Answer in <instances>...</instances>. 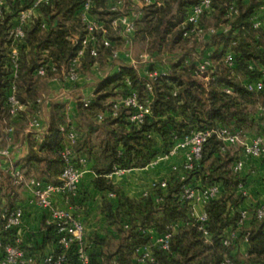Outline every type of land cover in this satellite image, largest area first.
Returning a JSON list of instances; mask_svg holds the SVG:
<instances>
[{"label": "trees", "instance_id": "1", "mask_svg": "<svg viewBox=\"0 0 264 264\" xmlns=\"http://www.w3.org/2000/svg\"><path fill=\"white\" fill-rule=\"evenodd\" d=\"M33 1L4 0L0 16V142L3 144L2 135L8 128L12 127L18 134L26 125L30 126V118L40 111L50 78L62 75L63 71L67 75L72 68L81 75L105 54L113 55L116 51L112 42L105 46L102 38L96 44L97 56L91 54V46H88L84 59L74 65L72 61L86 34L81 15L83 0H51L39 6L25 26V36L17 43L20 60L15 77L8 57L12 43L9 31L18 12L30 7ZM263 1L212 0L211 10L202 16L201 23L204 26L203 21L211 19L213 26L210 27H215L216 31L201 37L206 39L199 48L200 38L184 35L191 27L184 21L199 0H152L151 3L124 0V7L116 9L110 8L108 0H94L90 12L104 21L96 31L99 36L105 32L115 40L118 29L111 21L119 15L135 12L132 40L145 43L152 57L147 71L156 70L155 55L166 52L170 58L165 69L156 71V76L144 74L138 65H121L118 72L98 83L88 105L79 101L76 121H68L65 102H55L45 130L38 132L42 142L37 140L35 131L27 133L29 150L23 159V169L32 172L35 175L32 178L39 181L60 184L64 164L60 152L66 139L62 127L75 125L78 131L73 145L74 163L81 168L83 160L91 161L95 173L93 184L106 193L101 202L106 227L103 233L86 235L91 264H222L226 259L232 264H264V218L254 215L249 225L240 224L247 199L243 189L248 175L233 168L239 147L231 146L222 151V140L216 134L202 144L201 156L192 168L174 170L166 178L165 187L159 182L140 198L123 195L109 177L116 169L146 167L196 130L221 126L261 129L262 118L252 113V107L264 101V89L250 91L245 83L264 76V23L255 25V17L264 19V13H260ZM231 2L236 3L238 11L228 16L227 4ZM230 50L235 53L233 66L224 62ZM205 57L212 61L209 79L196 72L198 63ZM41 67L45 69L43 75L38 73ZM12 83H16L17 97L25 106L17 116L11 113L8 103ZM227 87L231 88V93L226 91ZM132 89L142 102L148 101L151 108V113L141 123L129 120L131 109L128 107L120 108L115 116L107 113L99 119V114L110 110L118 97ZM17 118H20L18 122ZM186 185L200 189L220 187L219 196L205 203V221L193 215V202L182 197ZM21 188L23 186L14 182L10 172L0 169V196L8 198L7 203L0 206V240L9 243L15 242L17 229L3 228L4 213L16 206L15 199ZM109 193L115 196L110 197ZM78 200L75 196L72 204L77 205ZM81 206L78 205V211ZM203 227L209 233V240L205 238ZM150 229L160 234L171 233L168 249L152 244ZM230 230H237L239 238L225 245L223 239ZM246 235L247 241L244 240ZM41 236V247L54 242L53 228L44 225ZM242 242L248 245V253L243 257L234 254ZM23 247L30 253L35 250L25 244ZM144 247H150L151 257L139 260ZM54 250L55 253L62 251L58 246ZM37 254L42 255V252ZM64 264H77L73 247L66 251Z\"/></svg>", "mask_w": 264, "mask_h": 264}, {"label": "built area", "instance_id": "2", "mask_svg": "<svg viewBox=\"0 0 264 264\" xmlns=\"http://www.w3.org/2000/svg\"><path fill=\"white\" fill-rule=\"evenodd\" d=\"M51 0H34L32 5L18 12L15 17V22L12 25L9 36L12 38V43L9 46V61L13 70V75L16 77L19 67V49L17 43L25 36V26L34 17L37 9L40 5L49 3ZM147 3H151L152 0H145ZM212 0H199L198 3L193 5L190 12L184 21L186 24H190L191 27L186 29L184 35L186 37L201 38L207 33L211 34L216 31L215 27H209L206 29L202 23V16L211 10ZM4 0H0V16L3 13ZM94 6V0H83L81 5V15L85 22L86 34L82 39V47L78 51L77 56H81L85 53L88 46H91L90 52L93 56L98 55V49L95 44V32L99 30L102 25L97 22L88 19L89 13ZM116 9V7H114ZM238 11L235 2L227 4V15L231 16ZM260 13H264V1L260 5ZM137 17L136 15H134ZM128 18V16H120L117 19L112 20V25L116 27L119 24L124 25V36L126 42H130L132 33L135 30L136 18ZM263 24L262 19L258 16L255 17V25L259 26ZM105 46L111 45L109 39H104ZM115 52L113 56H116ZM77 59H74L72 63L75 65ZM224 62L228 66H233L235 63V53L230 50L224 57ZM212 61L210 58L205 57L197 66L196 72L200 75H204L205 79H209L211 74ZM39 74H44L45 69L41 67L38 70ZM157 72L150 73V76H156ZM70 81H77L79 74L75 68H72L66 75ZM126 83L130 85L129 79H126ZM248 90H263L264 89V76L255 80L246 81L245 83ZM150 88V85L148 84ZM16 83H12L10 92L8 94V103L11 107V113L17 116L21 110L25 109L24 104L20 102L16 94ZM228 93H231V88H226ZM38 102H41L38 99ZM85 105L89 104V99L83 100ZM122 107H128L131 109L129 120L134 123H141L146 115L151 113L150 105L147 102H142L136 90H130L127 95L118 97L110 110H106L104 113L99 114V119L107 113L117 115V112ZM258 115L262 118V127L256 132L252 133L242 128H233L227 126L213 127L205 130H196L186 135L179 140L167 154L175 155L180 149L188 148L186 154V161L182 168L184 170L190 169L193 166L194 161L200 158L202 144L213 134H216L222 140L221 150L225 151L231 146L239 147L238 158L233 164V168L237 172L244 171L248 162L254 159H264V101L258 106ZM68 121H71L67 117ZM30 129L42 132L45 130V125L40 119V111H38L29 121ZM65 131L66 139L63 144L60 155L63 159V169L60 175L62 182L60 184L46 183L39 181L35 178H27L22 170L13 168L10 173L14 176V182L21 184L23 187H28L31 190L30 201L32 204L39 207L44 214V225L46 227H52L54 231V242H52L54 248L56 246L61 248V252L55 253V250L50 253L38 255L37 253H30L24 249V241L22 236L17 235L14 243H9L4 240H0V264H64L66 262V251L71 247L74 249V254L77 258V264H91V255L89 253V244L87 242V232L85 224L77 211V207L72 204V199L77 196L80 182H81V168L76 167L74 163L73 145L78 138V131L75 125H70L69 128L62 127ZM13 128H8V132L11 134ZM8 149L1 148L0 155H7ZM85 161L83 160L82 163ZM121 169H116L109 176ZM161 186H166V181H161ZM220 187L218 185L203 187L200 189L201 196L206 203L208 200L216 198L220 194ZM110 197H114L113 193L108 194ZM182 197L191 200L192 202L198 198L196 188L191 185L184 186ZM26 209L22 205H16L13 209L5 211L3 228L6 230L18 229L23 222ZM259 219L264 218V203L258 204L256 207L245 208L241 212L240 224H244L251 220L253 216ZM198 219L205 221L207 219L206 213L201 214ZM206 240H209V233L205 227L202 228ZM171 233L166 232L162 234L156 242L162 249L169 248V240ZM239 238V232L237 230H230L223 239L225 245H230L234 240ZM248 236H245L247 241ZM146 257H151L150 247H144L142 256L139 260H143ZM222 264H232L230 259H226Z\"/></svg>", "mask_w": 264, "mask_h": 264}, {"label": "crops", "instance_id": "3", "mask_svg": "<svg viewBox=\"0 0 264 264\" xmlns=\"http://www.w3.org/2000/svg\"><path fill=\"white\" fill-rule=\"evenodd\" d=\"M154 1V0H153ZM107 4L111 9L123 8L124 0H108ZM137 14L135 12L132 15H119L128 16V18H134ZM136 18V17H135ZM88 19L97 22L99 25H104V21L95 13H89ZM113 19V20H114ZM264 23V19H263ZM112 24V21H111ZM118 29L117 38L110 39L105 32L100 33L95 32V44L103 39H109L113 46H116V56L104 55L103 59H98L89 70L82 72L79 75L77 81H70L67 79L66 75H55L48 81V86L43 93V100L40 107V119L42 123L47 125L50 119V113L53 103L63 101L67 105V117L71 121H76L79 116V101L84 99H89L95 93V89L105 77L108 75H114L120 70L121 65L128 63L132 65H137V61L130 57L129 54L125 53L123 46H131L134 42L131 35L130 42H126L124 36V25L119 24L116 26ZM84 55L76 56V64L78 65ZM144 74L148 73L146 70ZM20 118L15 121L18 122ZM18 129V127H17ZM29 131H35L30 129V126L25 129L19 130L16 134L14 131L10 134L7 131L3 133L5 143L0 142V149H8L7 155H0V169L4 170L6 173L10 172L13 168H18L24 170L27 178H32L35 176L32 172H26L23 169V159L29 150V141L27 139V133ZM38 133V131H35ZM40 133V132H39ZM36 134L37 140L42 142L41 134ZM1 139V137H0ZM188 148L180 149L175 155H159L157 158L152 160L146 167L143 168H133V169H121L111 176H109L112 182L119 188L123 195L130 196L132 198H140L144 196L154 185L166 180V178L177 169H180L185 161ZM81 182L79 186V192L77 197L79 198L78 205H82L79 212L85 227L87 234L92 232L103 233V229L106 227L105 215L101 212V202L106 196V193L101 192L95 188L93 184V179L95 173L92 170V162L85 161L81 167ZM244 175H248L247 184L244 186L243 192L247 194V199L245 201L244 207L248 208L250 204H260L264 203V161L262 159H254L248 162L244 171ZM198 186V185H197ZM198 193V198L193 201L195 217H199L205 212V202L201 196L200 188H196ZM31 190L28 187H23L19 190V194L15 199V205H22L25 207L26 212L23 218L22 225L17 229V235L22 236L24 244L29 248H34L33 252L40 251L42 254L50 253L54 251V246L51 242L45 243L41 247L43 238L41 236L42 227L44 226V214L43 211L32 204L30 201ZM8 198L6 196H0V206L7 203ZM250 222L247 221L246 225ZM152 238V244H156L159 237L162 235L158 233L155 229L149 230ZM248 253V245L245 242L240 243V245L234 250V254H239V256H246Z\"/></svg>", "mask_w": 264, "mask_h": 264}, {"label": "rangeland", "instance_id": "4", "mask_svg": "<svg viewBox=\"0 0 264 264\" xmlns=\"http://www.w3.org/2000/svg\"><path fill=\"white\" fill-rule=\"evenodd\" d=\"M204 26L210 27L213 26V22L211 21V19L206 18L203 21ZM206 39V38H205ZM204 39V40H205ZM203 40V38H200V41L198 42V47L200 48L203 44H205V41ZM123 50L125 51V53L129 54L131 58L135 59L137 62V65L140 69V71L145 72L149 66V62L151 61L152 57L150 56V54L147 52V48L145 43H142L140 41H134L131 46H123ZM200 50V49H199ZM170 58V55L168 53H164L163 55H155L154 60L156 61V70L154 69V71H160L165 69V66L168 62V59ZM150 72H148V74H150ZM239 79V78H238ZM241 79V78H240ZM259 101L257 103H255L252 107V113H257L258 112V106H259ZM254 128L252 130H247L249 132L252 133H256L258 132V129ZM234 150H236V148H234ZM164 156H167V154H164Z\"/></svg>", "mask_w": 264, "mask_h": 264}]
</instances>
